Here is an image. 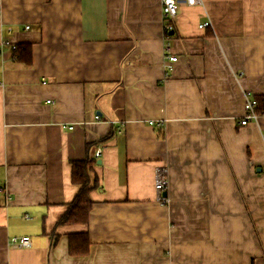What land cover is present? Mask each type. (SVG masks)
Wrapping results in <instances>:
<instances>
[{"label":"crops","instance_id":"crops-1","mask_svg":"<svg viewBox=\"0 0 264 264\" xmlns=\"http://www.w3.org/2000/svg\"><path fill=\"white\" fill-rule=\"evenodd\" d=\"M177 11L0 0V264L264 263V0ZM245 91L261 113L239 125ZM86 155L88 221L63 224ZM80 233L88 251L70 254Z\"/></svg>","mask_w":264,"mask_h":264},{"label":"trees","instance_id":"trees-1","mask_svg":"<svg viewBox=\"0 0 264 264\" xmlns=\"http://www.w3.org/2000/svg\"><path fill=\"white\" fill-rule=\"evenodd\" d=\"M14 46L15 49L13 50V55L16 57V59L25 65H29L31 62L32 45H30V43H19L15 44ZM256 99V111L260 114V104L263 101V97L256 96ZM94 162L95 160L93 156L89 155H86L84 158L81 159L70 160L71 182L75 185H79V188L73 200L67 203V209L60 218L61 223L80 224L86 223L88 221V213L92 206L91 200L89 198V193L91 192V189L95 186L94 182L92 185H90L88 171L92 167V164ZM88 244V236L85 233L69 235L68 249L70 254L86 253L88 251Z\"/></svg>","mask_w":264,"mask_h":264},{"label":"built area","instance_id":"built-area-1","mask_svg":"<svg viewBox=\"0 0 264 264\" xmlns=\"http://www.w3.org/2000/svg\"><path fill=\"white\" fill-rule=\"evenodd\" d=\"M160 2V11L161 17L164 20H168L169 18H174L177 14V9L180 5H185L187 7L197 5L201 2V0H159ZM208 25V21L199 24V27H205ZM166 28H170L168 24H165ZM27 28V27H25ZM3 43H8V41H3ZM12 49H15V46H12ZM176 56H170L171 61H176ZM244 96V104L243 109L245 111L243 117L238 120L239 125H246L249 122L256 121L259 113L256 111L257 99L252 93L245 91L243 93ZM96 119H99L98 115H94ZM95 157L99 155V150L95 151ZM165 172L164 169H158L156 179L154 182V188L159 192H163L166 190L167 186V178H165L161 173ZM161 200H164L163 197L159 195L158 197ZM9 245L16 249H22L23 247H28L30 245V238L26 235H21V237L13 236L9 238ZM264 264V263H263Z\"/></svg>","mask_w":264,"mask_h":264},{"label":"water","instance_id":"water-1","mask_svg":"<svg viewBox=\"0 0 264 264\" xmlns=\"http://www.w3.org/2000/svg\"><path fill=\"white\" fill-rule=\"evenodd\" d=\"M162 195H163V196H165V195H166V192H165V191H163V192H162Z\"/></svg>","mask_w":264,"mask_h":264}]
</instances>
